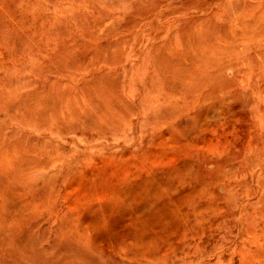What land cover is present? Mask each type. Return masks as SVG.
Instances as JSON below:
<instances>
[{
  "label": "rangeland",
  "instance_id": "1",
  "mask_svg": "<svg viewBox=\"0 0 264 264\" xmlns=\"http://www.w3.org/2000/svg\"><path fill=\"white\" fill-rule=\"evenodd\" d=\"M129 1L0 0V126L5 125L0 127V227L7 224L5 229L9 226L17 229L15 235L20 237L28 223H35L34 217H46L41 220V228L43 224L47 226V219L50 226L60 223L64 227L61 233L56 227L52 229L50 240L57 233H67L65 238H71L70 242L78 233L85 237L78 243H89L87 253L93 257L91 264H264V0H157L158 3L140 0L145 2L152 18L150 22L145 21L148 18L140 19L137 31L140 33L132 30L131 35L138 38L156 33L157 43L154 35L137 58L129 57V62L112 70V75L121 80L122 101H128L127 107L133 110L129 118L118 124L112 120L98 122L99 125L84 122L85 116H92L98 110L92 105L75 103L73 112L62 114L63 120L59 122H46L42 131L34 129L31 118L25 119L27 108L33 106L50 81L63 80L49 71L55 66L52 54L61 40L59 36L63 35L61 31L72 28L74 35L83 39L75 23L91 24L90 17L94 15L96 21H101L100 29L110 30L109 37L121 35L125 20L132 18L134 12ZM97 13H104L105 17L100 19ZM208 15L212 20L209 26L205 23L200 35L197 33L198 38L181 30L189 18L202 20ZM246 18L256 23L249 24ZM73 32H66L65 41L72 38ZM167 37L183 40L190 48L186 49L187 56H182L183 61L172 60L171 66L165 68L158 61L148 60L147 52L153 54L156 45ZM176 50L185 53V45L180 44ZM170 67L175 69L171 71ZM98 69L105 68L93 67L88 72ZM151 82H157L156 86ZM213 86L216 90L212 93ZM143 99L146 111L141 108ZM140 121L146 123L139 125ZM29 141L33 148H28ZM130 184L132 189L127 190ZM114 220L116 235L125 226L134 231L136 221L142 233L140 245L135 247L138 252L124 250L121 246L124 241L119 243L113 232L110 237L95 239L94 233L86 228L90 222L96 229L105 231ZM32 233L38 236L37 230Z\"/></svg>",
  "mask_w": 264,
  "mask_h": 264
},
{
  "label": "bare ground",
  "instance_id": "2",
  "mask_svg": "<svg viewBox=\"0 0 264 264\" xmlns=\"http://www.w3.org/2000/svg\"><path fill=\"white\" fill-rule=\"evenodd\" d=\"M93 1V0H92ZM213 2V0H211ZM98 2V0H97ZM154 2H157L154 1ZM145 3V2H144ZM142 1L140 0H130L128 5L131 9V12L134 10L133 12V16L132 18H130L129 20H125V24L123 25L121 31L122 34H116V36L113 37V35L111 37H109L110 35V30H102L99 27L98 21H96L94 15H92L90 18L92 19L91 24L89 22V24L85 23V22H77L75 23V28L77 27L79 29V32H81L83 39H78L75 35L74 32L72 30L74 29H69L66 31H61L63 32V35L59 36V40L60 42H58V44L56 46V49L53 50L55 53L52 54V56L54 57V61H55V66L52 67L51 69H49L50 72L55 73L57 76L59 75L63 80H57L56 79L53 81H50L48 87L46 88L45 91H43V93H41L38 97L35 98V102L32 105H30L27 110H26V116L25 119H29L31 118V123H34V129L37 131H42V127L46 124V122H59L61 120H63L62 118V114L65 115L66 113L69 112H73L71 111L73 109V105H75V103L77 104H83V106L85 105H92L94 107H96L98 110V112L96 114H93L92 116H85V118H83L84 122L85 121H90L91 123H94L96 125H99L98 122H103V121H111L113 124H118L121 121L123 122V120H126L129 118V116L131 115V112L133 110H130L126 105L128 103V101H126L124 103V101H122V96L120 95V81L118 78H116L115 76L112 75V70L115 69V67L118 64H126V62L130 59L129 57L132 58H137L139 56V51L143 49L144 44H146L147 42H149L151 40L152 42V37L156 34L152 35H147L148 33H146L145 37H138L136 38V35L133 34V36L131 35V31L134 30L135 32L139 31V23H140V19H146L145 21L150 22L151 18L150 15H148L149 11L147 6L144 4ZM148 3V2H147ZM146 3V4H147ZM158 3V2H157ZM167 3V2H166ZM232 3V2H231ZM252 3V2H251ZM96 4V3H95ZM217 4V2H216ZM220 4V3H219ZM225 4V3H224ZM239 4V3H238ZM237 4V5H238ZM255 4V3H254ZM227 6V3L225 4ZM224 5V6H225ZM229 5V4H228ZM234 5V4H233ZM155 5H153L154 7ZM157 6V4H156ZM161 6V5H160ZM231 6V5H230ZM242 6V4H241ZM199 7V6H198ZM202 7V6H201ZM253 7V6H251ZM161 8V7H160ZM159 8V9H160ZM220 8V7H219ZM223 8V7H222ZM225 8V7H224ZM242 8V7H241ZM244 8V7H243ZM199 9V8H198ZM202 9V8H201ZM231 9V8H230ZM229 9V11H231ZM240 9V8H239ZM124 10H126V8H124ZM128 10V9H127ZM126 10V11H127ZM162 10V9H161ZM165 10V9H164ZM206 10V9H205ZM235 10V9H234ZM253 10V9H251ZM129 11V10H128ZM238 11V10H237ZM250 11V10H249ZM248 11V12H249ZM97 12H102V11H97ZM114 12V10H113ZM206 12V11H205ZM228 12V10L226 11V13ZM239 12V11H238ZM252 12V11H251ZM153 13V12H152ZM209 13V12H208ZM233 13V12H232ZM92 14V13H91ZM154 14V13H153ZM152 14V15H153ZM199 14V12H198ZM201 14V13H200ZM239 14V13H238ZM244 14V13H243ZM127 15V14H126ZM148 15V16H147ZM205 15V14H204ZM218 15V14H217ZM228 15V14H227ZM232 15V14H231ZM89 15H86V17H88ZM97 16L102 19L103 16L105 17L104 13H97ZM155 16V15H154ZM191 16V15H190ZM189 16V17H190ZM221 16V15H220ZM243 16V15H242ZM216 17V16H215ZM165 18V17H164ZM226 18V17H225ZM160 19V18H159ZM163 19V17H162ZM171 19V18H170ZM173 19V18H172ZM200 18H195L191 17L189 18L187 21H185L182 25V31L183 33L187 34L188 36H192V37H197V33L199 34L204 28H205V23L208 24L209 26V22L212 20V18L208 15V16H203L202 20H199ZM216 19V18H215ZM215 19H214V23H215ZM234 19V18H233ZM238 19V18H237ZM104 20V19H103ZM108 20V19H107ZM166 20V19H165ZM175 20H177L175 18ZM174 20V23H175ZM224 20V19H222ZM226 20V19H225ZM232 20V19H231ZM247 20V18L245 19ZM159 21V20H158ZM181 21V20H180ZM235 21V19H234ZM239 22L241 21L240 19L238 20ZM248 21V20H247ZM244 21V24L245 22ZM258 21V20H257ZM264 21V20H263ZM171 22V21H170ZM233 22V21H232ZM249 22V21H248ZM251 22V21H250ZM249 22V24H250ZM255 22V21H254ZM251 22V23H254ZM143 23V22H142ZM166 23V22H165ZM179 23V21L177 22ZM241 23V22H240ZM256 23V22H255ZM155 24V23H154ZM227 24V23H226ZM234 24V23H232ZM238 24V23H237ZM236 24V25H237ZM248 24V23H247ZM248 24V25H249ZM116 25V23H115ZM147 25V24H146ZM153 25V24H152ZM162 25V24H161ZM213 25V24H212ZM235 25V26H236ZM246 25V24H245ZM244 25V26H245ZM252 25V24H251ZM250 25V26H251ZM256 25V24H255ZM103 26V25H102ZM168 26V25H167ZM234 26V27H235ZM240 26H242L240 24ZM108 27V26H106ZM114 27V25H113ZM118 27V25H117ZM230 27V25H229ZM233 27V28H234ZM239 27V26H238ZM246 27V26H245ZM254 27V26H253ZM104 28V27H103ZM131 28V29H130ZM146 28V27H145ZM148 28V27H147ZM151 28V27H150ZM232 28V29H233ZM243 30V26L241 27ZM247 28V27H246ZM106 29V28H105ZM117 29V28H116ZM153 29V27H152ZM168 29V28H167ZM174 29V27H173ZM177 29V28H175ZM207 29V28H206ZM213 29V28H212ZM220 29H222V27H220ZM226 28H224L223 30H225ZM252 29V28H251ZM250 29V30H251ZM258 29V28H257ZM262 29V28H261ZM76 30V29H75ZM180 30V29H178ZM240 30V29H239ZM255 30V29H254ZM73 32V34H70L72 36V38L69 41H65L66 35L68 33ZM120 31V30H119ZM125 31V32H123ZM128 31V33L126 32ZM143 31V30H142ZM171 31V30H170ZM169 31V32H170ZM213 31V30H212ZM227 31V30H226ZM51 32V31H50ZM55 32V31H54ZM58 32L60 33V31L58 30ZM66 32H68L66 34ZM115 32V31H114ZM221 32V31H220ZM223 32V31H222ZM234 32V31H233ZM236 32V31H235ZM243 32V31H242ZM264 32V31H263ZM65 33V34H64ZM140 33V32H137ZM136 33V34H137ZM144 33V32H143ZM178 33V32H177ZM181 33V31H180ZM210 33V32H209ZM213 33V32H212ZM224 33V32H223ZM231 33V32H230ZM260 33V32H259ZM62 34V33H61ZM145 34V33H144ZM150 34V32H149ZM163 34V33H162ZM166 34V33H165ZM171 34V33H170ZM207 34V33H206ZM218 34V33H217ZM229 34V33H228ZM240 34V33H239ZM242 34V33H241ZM240 34V35H241ZM252 34V33H250ZM263 34V33H262ZM132 36L131 39L129 36ZM139 35V34H138ZM200 35V34H199ZM212 35V34H211ZM69 36V35H68ZM141 36V35H139ZM162 36V35H161ZM180 36V35H179ZM183 36L184 38V34H181V37ZM215 36V34H214ZM219 36V35H218ZM223 36V35H222ZM238 36V35H236ZM235 36V37H236ZM246 37V34L244 35ZM260 36V35H259ZM264 36V35H263ZM221 37V36H220ZM233 37V36H232ZM198 38V37H197ZM212 38V37H211ZM243 38V37H242ZM251 38V37H250ZM253 38V37H252ZM160 39V37H159ZM166 39V38H165ZM191 39V38H190ZM207 39V38H206ZM213 39V38H212ZM222 39V38H221ZM220 39V41H221ZM226 39V38H225ZM236 39V38H235ZM57 40V39H56ZM163 41L159 42L156 45V49L154 50V53L152 54L151 52H147L149 53L148 55V60L151 59L153 60L155 63H157V61L161 64H163V66L166 68L169 66H171V62L172 60L177 63L180 60H182V56L185 55L187 56V52L186 49L189 47L190 45L187 43H183L179 42L178 39L176 37H170L166 40H164L162 38ZM188 40V39H187ZM195 40V39H193ZM201 40V39H200ZM219 40V39H218ZM243 40V39H242ZM257 40V39H256ZM190 41V40H188ZM187 41V42H188ZM238 41V40H237ZM246 41V40H245ZM252 42V40H250ZM154 42L157 43V35H155L154 37ZM195 42V41H194ZM197 42V41H196ZM203 42V41H202ZM57 43V41H56ZM126 43V44H125ZM231 43V42H230ZM247 43V42H246ZM260 43V42H259ZM129 45L128 47L126 45ZM185 45V53H178L177 52V48L179 45ZM191 44V43H190ZM243 44V42L241 43ZM50 46V45H49ZM147 46V45H146ZM202 46V45H201ZM206 46V45H205ZM204 46V47H205ZM214 46V45H213ZM245 46V44H244ZM149 47V46H148ZM153 47V46H152ZM198 47V45H197ZM229 47L232 48V46L229 45ZM247 47V46H246ZM245 47V48H246ZM258 47V46H257ZM256 47V48H257ZM49 48V47H48ZM52 48V47H50ZM55 48V47H54ZM151 48V47H150ZM239 48V46H238ZM41 49V48H40ZM53 49V48H52ZM148 49V48H147ZM193 49V48H192ZM205 49V48H204ZM210 49V48H208ZM227 49V48H226ZM262 49V48H261ZM37 50V49H36ZM203 50V49H202ZM232 50V49H231ZM236 50V49H235ZM52 51V50H51ZM143 51V50H142ZM141 51V52H142ZM146 51V50H145ZM151 51V50H150ZM193 51V50H192ZM204 51V50H203ZM153 52V50H152ZM182 52V51H181ZM233 52V51H232ZM239 52V51H238ZM244 52V51H243ZM47 53V52H46ZM235 53V52H234ZM233 53V54H234ZM49 54V53H48ZM190 54V53H189ZM223 54V53H222ZM225 54V53H224ZM51 55V54H49ZM145 55V54H144ZM230 55V54H229ZM228 55V56H229ZM249 55V54H248ZM42 56V54H41ZM143 56V55H142ZM194 56V55H193ZM208 56V55H207ZM227 56V57H228ZM252 56V55H251ZM250 56V57H251ZM43 57V56H42ZM224 57V56H223ZM232 57V56H231ZM144 58V57H142ZM195 60H197L196 57ZM207 58V57H206ZM210 58V57H209ZM249 58V57H248ZM189 59V58H187ZM234 59V58H233ZM246 59V58H245ZM43 60V59H42ZM142 60V59H141ZM146 60V59H145ZM146 60V62L148 61ZM208 60V59H206ZM229 60V58H228ZM231 60V59H230ZM250 60V58H249ZM253 59H251L252 61ZM190 61V59H189ZM192 61V60H191ZM190 61V62H191ZM222 61V60H221ZM232 61V60H231ZM230 61V64H231ZM250 61V62H251ZM42 62V61H41ZM129 62V61H128ZM139 62V61H138ZM209 62V60H208ZM233 62V61H232ZM247 62V61H246ZM253 62V61H252ZM251 62V63H252ZM44 63V62H43ZM141 63L143 64V61H141ZM215 64H217V62H213ZM221 63V62H220ZM132 64V63H131ZM130 64V65H131ZM136 64V63H135ZM150 64V62L148 63V65ZM174 64V63H173ZM181 64V62H180ZM229 64V65H230ZM235 64V63H234ZM128 65V64H127ZM147 65V66H148ZM157 65V64H156ZM184 65V64H183ZM190 65V64H189ZM195 66V64H193ZM249 65V64H248ZM255 65V64H253ZM101 66H103L105 69H98L95 72H91L89 73L88 70L90 68L93 69L94 68H101ZM121 66V65H119ZM123 66V65H122ZM145 66V64H144ZM151 66V65H150ZM154 66V64L152 65ZM151 66V67H152ZM174 66V65H173ZM181 66V65H180ZM187 66V64H186ZM197 66V65H196ZM143 67V66H142ZM184 67V66H183ZM193 67V66H192ZM209 67V66H208ZM214 67V66H213ZM250 67V66H249ZM255 67V66H254ZM253 67V68H254ZM122 68V67H121ZM129 68V67H128ZM148 68V67H147ZM150 68V67H149ZM171 68V67H170ZM182 68V67H181ZM181 68H177V69H181ZM207 68V67H206ZM226 68V67H223ZM258 68V67H257ZM39 69V68H38ZM41 69V68H40ZM140 69V68H138ZM143 69V68H142ZM168 69V68H167ZM175 68H171V71L174 70ZM208 69V68H207ZM120 70H124V69H120ZM129 70V69H128ZM133 70V69H132ZM136 71V68L134 69ZM141 70V69H140ZM183 70V68H182ZM185 70V67H184ZM189 70V69H188ZM227 70V69H226ZM253 70V69H252ZM257 70V69H256ZM47 71V70H46ZM134 71V72H135ZM147 71V69H146ZM177 72V70H175ZM190 71V70H189ZM192 71H194V69H192ZM196 71V70H195ZM220 71V70H218ZM217 71V72H218ZM38 72V71H37ZM115 72V71H114ZM138 72V71H137ZM141 72V71H140ZM156 72V71H155ZM162 72V71H161ZM174 72V71H173ZM188 72V71H187ZM208 72V71H207ZM215 72V71H214ZM253 72V71H252ZM264 72V71H263ZM36 73V72H34ZM116 73V72H115ZM132 73V72H131ZM139 73V72H138ZM170 73V72H169ZM172 73V72H171ZM191 73V72H189ZM188 73V74H189ZM227 73V72H226ZM38 74V73H36ZM122 74V73H121ZM151 74V73H150ZM154 74V73H153ZM152 74V75H153ZM158 74V73H156ZM165 74V73H164ZM178 74V73H177ZM192 74V73H191ZM219 74V73H218ZM249 74V73H248ZM253 74V73H252ZM30 75V74H29ZM50 75V74H49ZM52 75V74H51ZM127 75V74H125ZM141 75V74H140ZM155 75V74H154ZM168 75V74H167ZM170 75V74H169ZM168 75V76H169ZM176 75V74H175ZM225 75V74H224ZM120 76V75H119ZM149 76V75H148ZM183 76V74H182ZM188 76V75H187ZM217 76V74H216ZM215 76V77H216ZM35 77V76H34ZM45 77V76H43ZM41 76V78H43ZM48 77V76H47ZM54 77V76H53ZM144 77V76H143ZM147 77V76H146ZM152 77V76H151ZM148 77V78H151ZM178 77V76H177ZM186 77V76H185ZM193 77V76H192ZM59 78V77H57ZM70 78V79H69ZM123 78V77H122ZM154 78V77H153ZM159 78V76H158ZM187 78V77H186ZM218 77H216L217 79ZM225 78V77H224ZM231 78V77H230ZM25 79V78H23ZM70 82H68L69 80ZM157 79V78H154ZM154 79H151L152 81ZM190 79V78H189ZM193 79V78H192ZM210 79V78H208ZM207 79V80H208ZM229 79V78H228ZM43 80V79H42ZM49 80V79H48ZM51 80V79H50ZM158 80V79H157ZM161 80V78H160ZM164 80V79H163ZM162 80V81H163ZM167 80V79H166ZM171 80V79H170ZM196 80V78H195ZM41 81V80H40ZM146 83V80H144ZM159 81V80H158ZM157 81V82H158ZM174 81V80H172ZM178 81V79H177ZM184 81V80H182ZM186 81V80H185ZM212 81V80H211ZM229 81V80H228ZM20 82V81H19ZM18 82V83H19ZM38 82V81H37ZM156 83L151 82V85L153 87L156 86ZM216 80L213 82L215 83ZM25 83V82H24ZM45 83V82H44ZM127 83V82H125ZM144 83V84H145ZM173 83V82H172ZM179 83V81H178ZM14 84V83H13ZM20 84V83H19ZM40 84V83H39ZM123 84V81H122ZM143 84V83H142ZM143 84V85H144ZM149 84V82L147 83V85ZM161 84V83H160ZM158 84V86L160 85ZM42 85V84H41ZM46 85V84H45ZM164 85V83H163ZM162 85V86H163ZM209 85V83H208ZM215 85V84H214ZM124 86V85H122ZM127 86V85H126ZM146 86V85H145ZM150 86V84H149ZM182 86V85H181ZM191 86V85H190ZM196 86V85H195ZM211 86V85H210ZM218 86V85H217ZM220 86V85H219ZM222 86V85H221ZM11 87V86H9ZM13 87V86H12ZM45 86L43 85L42 88H44ZM152 87V88H153ZM184 86H182L181 88H183ZM193 87V86H192ZM206 87V86H205ZM223 87V86H222ZM7 88V87H6ZM130 88V87H129ZM157 88V87H156ZM159 88V87H158ZM171 88V87H170ZM214 88V86H213ZM226 88V87H225ZM13 89V88H11ZM124 89V88H123ZM128 89V88H127ZM151 89V88H150ZM176 89V88H175ZM199 89V88H198ZM6 90V89H4ZM9 90V89H8ZM41 90V87H40ZM125 90V89H124ZM155 90V88H154ZM153 90V91H154ZM164 89H162L163 91ZM184 90V89H183ZM182 90V91H183ZM209 90V89H208ZM211 90V89H210ZM209 90V91H210ZM216 89L214 88L215 91ZM226 90V89H225ZM132 91V89H131ZM130 91V92H131ZM218 91V90H217ZM222 91V90H220ZM13 92V91H12ZM42 92V90H41ZM129 92V91H127ZM155 92V91H154ZM191 92V91H190ZM193 92V91H192ZM205 92V91H204ZM210 92V93H211ZM19 93V92H17ZM37 93V90H36ZM145 93V92H144ZM213 93V92H212ZM215 93V92H214ZM38 94V93H37ZM127 94V93H126ZM156 94V93H155ZM154 94V95H155ZM235 94V93H234ZM128 95V94H127ZM151 95V94H150ZM153 95V96H154ZM166 95V94H165ZM168 97L170 96L169 94H167ZM198 95V94H197ZM22 96V95H21ZM129 96V95H128ZM134 96V95H133ZM156 96V95H155ZM158 96V95H157ZM205 96V95H204ZM202 96V97H204ZM214 96V95H213ZM229 95H227L228 97ZM13 97L14 94H13ZM17 97V96H16ZM19 98V96H18ZM172 98V96H171ZM206 98H210V97H206ZM130 99V97H129ZM128 99V100H129ZM142 99V98H141ZM154 99V98H153ZM190 99V98H189ZM197 99V96H196ZM3 101H5L4 99H2ZM19 100V99H18ZM132 100V99H131ZM145 99H143V101L141 100V108L143 110L146 111V107ZM166 100V99H165ZM207 100V99H206ZM217 100V99H216ZM7 101V100H6ZM10 101V100H9ZM122 101V102H121ZM130 101V100H129ZM168 101V100H166ZM174 101V100H173ZM204 101V100H203ZM8 102V101H7ZM132 102V101H131ZM157 102V101H156ZM153 102V103H156ZM197 102V101H196ZM123 103L126 105L124 106ZM135 103V102H134ZM167 103V102H165ZM183 104V103H182ZM195 104V103H194ZM7 105V103H6ZM14 105V104H13ZM207 105V104H206ZM82 106V107H83ZM153 106V105H152ZM199 106V105H198ZM204 106V105H202ZM15 107V106H14ZM206 107V106H205ZM8 108V107H7ZM80 108V105H79ZM85 108V107H84ZM83 108V109H84ZM90 108V106H89ZM121 108H124V110H121ZM140 108V107H139ZM75 109V108H74ZM140 110V109H139ZM155 110V109H154ZM85 111L87 112L86 108ZM137 111V110H136ZM157 111V110H156ZM93 112V110H92ZM135 112V111H134ZM133 112V113H134ZM155 112V111H154ZM159 112V110H158ZM75 113L77 114V112L75 111ZM132 113V114H133ZM152 113V112H151ZM74 114V113H73ZM75 114V115H76ZM80 114V113H79ZM135 114V113H134ZM149 114V113H148ZM154 114V113H153ZM152 114V115H153ZM13 116V114H12ZM148 116V115H147ZM23 117V116H22ZM80 117V116H79ZM140 117V116H139ZM146 117V116H145ZM144 117V118H145ZM155 117V116H154ZM35 120H33V119ZM72 118V117H71ZM78 118V117H76ZM82 118V117H81ZM67 119V117H66ZM154 119V118H153ZM70 120V119H69ZM30 122V120H28ZM74 121V120H72ZM24 122V121H22ZM136 122V121H135ZM145 122V121H144ZM143 121L139 122V125L144 123ZM146 123V122H145ZM148 123V122H147ZM3 124V123H2ZM1 124V125H2ZM8 124V123H7ZM123 124V123H122ZM137 124V123H136ZM135 124V125H136ZM9 125V124H8ZM19 125V124H18ZM146 125V124H145ZM156 125V124H155ZM5 126V125H3ZM2 126V127H3ZM69 126V125H68ZM71 126V124H70ZM121 126V125H119ZM129 126V124H128ZM1 127V126H0ZM1 127V128H2ZM26 127V126H25ZM139 127V126H138ZM142 127V126H141ZM20 128V127H19ZM124 128V127H123ZM143 128V127H142ZM152 128V127H151ZM14 129V128H13ZM21 129V128H20ZM113 129V128H112ZM111 129V131H112ZM139 129V128H138ZM4 130V129H2ZM12 130V128H11ZM23 130V129H22ZM123 130V129H122ZM130 130V129H129ZM33 131V130H32ZM110 131V132H111ZM119 131V130H118ZM14 132V131H13ZM12 132V134H13ZM24 132V131H23ZM108 132V131H107ZM109 132V133H110ZM106 133V132H104ZM112 133V132H111ZM114 133V132H113ZM121 133V130H120ZM143 133V132H142ZM141 133V134H142ZM10 134V133H9ZM61 134V133H59ZM103 134V133H101ZM119 134V133H118ZM130 134V133H129ZM4 135V134H3ZM14 135V134H13ZM18 135V134H17ZM53 135V134H52ZM143 135V134H142ZM42 136V135H41ZM62 136V135H61ZM114 136V135H113ZM118 136V135H117ZM24 137V136H23ZM34 138V137H33ZM54 138V137H53ZM121 138V137H120ZM130 138V137H129ZM10 139V138H9ZM124 139V138H123ZM61 140H63L61 138ZM45 141V140H44ZM1 144V143H0ZM42 144V143H41ZM52 145V144H51ZM34 144L32 142H28V148L31 147L33 148ZM14 147V146H13ZM50 147V146H49ZM38 148V147H37ZM47 149V148H45ZM43 150V149H42ZM59 150V149H58ZM45 152V151H44ZM32 153V152H31ZM41 153V152H40ZM62 153V152H61ZM60 153V154H61ZM57 154V153H56ZM33 155V154H32ZM52 155V154H50ZM64 155V154H62ZM18 156V155H17ZM53 156V155H52ZM66 156H69L66 154ZM41 157V156H40ZM50 157V156H48ZM57 157V156H56ZM63 157V156H62ZM42 158V157H41ZM51 158V157H50ZM47 159V158H46ZM58 159V158H57ZM1 162V161H0ZM48 162V161H47ZM46 162V163H47ZM52 162V161H51ZM53 163V162H52ZM44 164V163H43ZM56 164V163H55ZM63 164V163H62ZM61 164V165H62ZM80 165V163H78ZM89 164V163H88ZM42 165V164H41ZM48 165V163H47ZM46 165V166H47ZM52 165V164H51ZM7 166V165H6ZM53 166V165H52ZM64 166V165H63ZM69 166V165H67ZM66 166V167H67ZM41 168H43L41 166ZM53 168V167H52ZM75 168V167H74ZM47 169V168H46ZM45 169V170H46ZM51 169V167H50ZM60 169V168H59ZM42 170V169H41ZM44 170V169H43ZM94 170V169H93ZM96 170V169H95ZM94 170V171H95ZM102 170V169H101ZM100 170V171H101ZM33 171V170H32ZM71 171V170H70ZM36 172V171H35ZM39 172V171H38ZM81 172V171H79ZM26 173V172H25ZM2 174V173H0ZM56 174V173H55ZM74 174V173H73ZM77 174V173H76ZM86 174V173H84ZM97 173H94L93 175H95ZM28 175H30L28 173ZM42 175V174H41ZM44 175V174H43ZM65 175V174H64ZM49 176V175H48ZM79 176V175H78ZM82 176V175H81ZM89 176V175H88ZM4 177V176H3ZM33 177V176H32ZM56 177V176H55ZM84 177V176H83ZM91 177V176H90ZM96 177V176H95ZM1 178V177H0ZM34 178V177H33ZM48 178V177H45ZM92 178V177H91ZM50 179V177H49ZM65 179V178H64ZM74 179V178H73ZM80 179V178H79ZM83 179V178H82ZM90 179V178H89ZM88 179V180H89ZM93 179V178H92ZM52 180V179H51ZM72 180V179H71ZM96 180V179H94ZM100 180V179H98ZM140 180V179H139ZM138 180V181H139ZM90 181V180H89ZM88 181V182H89ZM133 181V180H132ZM143 181V179H142ZM65 182V180H64ZM69 182V181H67ZM78 179H77V183H78ZM83 182V181H82ZM87 182V184H88ZM25 183V182H24ZM34 183V181H33ZM43 183V182H42ZM70 183V182H69ZM146 183V182H145ZM79 184V183H78ZM97 184V183H96ZM137 184V183H136ZM42 185V184H41ZM44 185V184H43ZM42 185V186H43ZM47 185V183H46ZM52 185V184H51ZM81 185V184H80ZM85 185V183L83 184V186ZM95 185V184H94ZM1 186V185H0ZM4 186V185H3ZM106 186V185H105ZM132 184H130L129 186H127V190H129L130 188L132 189ZM136 185H134L135 187ZM146 186V185H145ZM21 187V185L19 186ZM44 187V186H43ZM102 187V186H101ZM51 188V187H50ZM49 188V189H50ZM126 188V187H125ZM5 189V188H4ZM52 189V188H51ZM149 189V188H148ZM42 190V189H41ZM147 191V190H146ZM149 191V190H148ZM147 191V193H148ZM6 192V191H4ZM40 192V191H39ZM150 192V191H149ZM12 193V192H11ZM51 193V192H50ZM10 194V193H9ZM53 194V193H52ZM7 195V194H6ZM47 195V194H46ZM118 195V194H117ZM39 196V195H38ZM129 196V195H128ZM8 197V196H6ZM14 197V196H13ZM30 197V196H29ZM37 197V196H36ZM42 197V196H41ZM45 197V196H44ZM52 197V196H50ZM149 197V196H148ZM11 198V197H10ZM15 198V197H14ZM120 198V197H118ZM125 198V197H124ZM123 198V199H124ZM48 199V198H47ZM122 199V197H121ZM122 199V200H123ZM5 199H3L4 201ZM16 200V199H14ZM13 200V201H14ZM40 200V199H39ZM113 200V199H112ZM129 200V199H128ZM8 201V200H7ZM18 201V200H17ZM20 201V199H19ZM41 201V200H40ZM53 201H55L53 199ZM10 202V201H9ZM16 204V201H14ZM12 202V203H14ZM46 202V201H45ZM51 202V201H50ZM114 202V201H113ZM112 202V203H113ZM128 202V201H127ZM130 202V201H129ZM129 202L127 204H129ZM42 203V202H41ZM118 203V202H117ZM137 203V202H136ZM37 204V202H36ZM46 204V203H45ZM54 204V203H53ZM111 204V203H110ZM115 204V203H114ZM117 205V204H115ZM6 206V205H5ZM45 206V205H44ZM43 206V207H44ZM49 206V204H48ZM110 207V205H108ZM120 206V205H118ZM131 206V205H130ZM129 206V207H130ZM146 206V205H145ZM148 206V205H147ZM157 206V205H156ZM8 207V205H7ZM10 207V206H9ZM17 207V206H16ZM34 207V205H33ZM36 207V206H35ZM55 207V206H54ZM121 207V206H120ZM143 207V206H142ZM6 208V207H5ZM101 208V207H100ZM8 210V208H6ZM29 209V208H28ZM34 209V208H33ZM39 209V208H37ZM55 209V208H54ZM57 209V208H56ZM12 210V209H11ZM115 210V209H113ZM122 210V209H121ZM123 213V211H121ZM5 211V210H4ZM29 211V210H28ZM40 211V210H39ZM43 211V210H42ZM101 211V210H100ZM104 211V210H103ZM55 212V211H54ZM65 212V211H64ZM113 212V211H112ZM115 212V211H114ZM113 212V213H114ZM136 212V211H135ZM1 213V212H0ZM11 214H13V211L10 212ZM16 213V212H15ZM14 213V214H15ZM26 213V211H25ZM24 213V214H25ZM69 213V212H68ZM111 213V212H110ZM109 213V214H110ZM17 214V213H16ZM21 214V213H20ZM23 214V215H24ZM65 214V213H64ZM3 215V214H2ZM127 215V214H126ZM8 216V215H7ZM21 216V215H20ZM35 216V215H34ZM41 216V214H40ZM39 216V217H40ZM79 216V215H78ZM101 216V215H100ZM115 216V215H114ZM123 216V215H122ZM43 217V215H42ZM76 217V216H75ZM103 217V216H102ZM141 217V216H140ZM138 217V218H140ZM23 218V217H22ZM35 218V223H28L26 225V229L22 230L20 237L15 235L16 230L14 228V230L10 229L9 226L8 228H4L5 225L7 224H1L0 227V264H91L93 262V257L91 255H89L88 252V247L89 243H83L80 244L78 242L83 241L85 237H82V234H77V235H73V242H70L71 238L67 239L65 237H67V233H63V234H56L55 239L50 240L49 239V233L50 231H52V229H54L57 232L63 231V225H61L60 223H58V225H54L50 226V219H47V226L43 224L42 228H41V220L42 219H46V217L43 218H38V216L34 217ZM98 218V217H97ZM32 219V218H31ZM55 219V218H54ZM96 219V218H95ZM100 219V218H99ZM116 219V218H115ZM124 219V218H123ZM135 219V217H134ZM17 220V219H16ZM23 220V219H22ZM103 220V218H102ZM101 220V221H102ZM109 220V219H108ZM111 220V219H110ZM136 220V219H135ZM20 221V220H19ZM78 221L80 222V220L78 219ZM116 220H114V222H110L109 223V227L108 230L105 231H100L98 229L95 228V226L93 224H91L90 222L86 225V228L88 231H91V233L93 234V238L95 239H100V237L102 236L103 238H107L110 237V233L113 232L114 235H116V226L117 223L115 222ZM141 221V220H140ZM157 221V220H156ZM2 222V221H1ZM11 222V221H10ZM53 222V221H52ZM66 222V221H65ZM83 222V221H82ZM81 222V224H82ZM107 222V221H105ZM6 223V221H5ZM8 223V222H7ZM122 223V221H121ZM25 224V223H24ZM57 224V223H56ZM65 224V223H64ZM85 224V223H84ZM12 225V223H11ZM15 225V224H14ZM17 225V224H16ZM71 225V224H69ZM135 227L134 231L133 230H129L126 226L123 228L122 231L117 232L118 235H116L120 240L119 243H121L120 241L123 240L124 244L121 245L122 247H124V250H130L132 251H136L137 249H135L136 244L138 246V244L140 243V234L141 230L137 227L136 225V221H134L133 223ZM73 226V225H72ZM83 226V225H82ZM101 226V225H100ZM108 226V225H107ZM121 226V225H119ZM124 226V225H123ZM132 226V225H131ZM149 226V225H148ZM17 228V227H16ZM18 231L20 232V228L18 227ZM67 228V227H66ZM74 228V227H73ZM107 228V227H106ZM121 227H119V229H122ZM37 230L38 231V236L36 237L35 235L33 236V230ZM72 229V228H71ZM75 229L76 226H75ZM74 229V230H75ZM101 229V228H100ZM103 229V227H102ZM101 229V230H102ZM113 229V230H112ZM110 230V231H109ZM55 231V232H56ZM87 231V232H88ZM115 231V233H114ZM70 232V231H69ZM71 233V232H70ZM144 233V232H143ZM54 238V236H53ZM144 238V237H143ZM149 238V237H148ZM92 239V238H91ZM102 241V240H101ZM106 241V240H105ZM130 241V242H128ZM107 242V241H106ZM142 242V241H141ZM96 243V242H95ZM100 243V242H99ZM127 243V244H126ZM98 244V243H97ZM140 245V244H139ZM88 246V247H87ZM107 246V245H106ZM105 246V247H106ZM112 246V245H111ZM95 247V246H94ZM120 247V245L118 246ZM140 248V246H139ZM102 249V248H101ZM144 249V248H143ZM139 250V249H138ZM137 250V252H138ZM106 251V250H105ZM116 251V250H115ZM144 251V250H143ZM141 252V251H140ZM149 252V251H148ZM146 252V253H148ZM96 253V252H95ZM99 253V252H98ZM93 254V253H92ZM131 254V253H130ZM134 254V253H133ZM142 254V253H141ZM107 255V254H105ZM118 255V254H117ZM135 255V254H134ZM137 255V254H136ZM139 255V254H138ZM145 256V255H144ZM106 257V256H105ZM139 257V256H136ZM122 258V257H121ZM129 258V257H128ZM135 258V257H134ZM142 258V257H141ZM144 258V257H143ZM98 259V258H97ZM131 259V258H130ZM105 260V259H104ZM132 261V260H131ZM130 263V262H129ZM141 263V261H140ZM132 264V263H131Z\"/></svg>",
  "mask_w": 264,
  "mask_h": 264
}]
</instances>
